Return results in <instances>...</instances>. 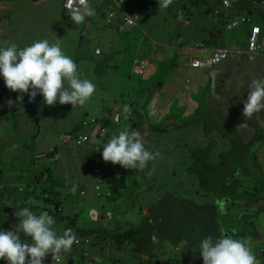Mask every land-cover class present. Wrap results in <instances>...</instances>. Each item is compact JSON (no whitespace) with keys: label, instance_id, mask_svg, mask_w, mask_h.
I'll use <instances>...</instances> for the list:
<instances>
[{"label":"crops","instance_id":"crops-1","mask_svg":"<svg viewBox=\"0 0 264 264\" xmlns=\"http://www.w3.org/2000/svg\"><path fill=\"white\" fill-rule=\"evenodd\" d=\"M224 1L218 0L213 7L196 4L194 7L196 13L183 10L171 20L180 24L186 33L193 32L192 41L196 42L199 39L198 34H203L208 40L209 49L223 48L228 51V57L219 65L207 68H190L193 70L191 76L193 83L190 85L189 91L192 93L197 90L198 93V88L202 87L199 93H202L203 98L214 111L212 122H217L218 115H220L226 122V129L236 132L237 137H232V139H239L236 143L237 154L242 156L246 151L250 152L255 147L254 153L262 156L259 161L255 162L254 171L248 175L254 183V194L239 195L235 204H232L229 200L225 209L221 210L219 207L221 229L217 234V238L229 235L233 238L248 240L246 235L249 234L257 242H262L264 240V228L259 231V227L255 225V222L264 227V112L251 118H244L243 102L247 99L251 81L254 78H264V0H230L231 5L229 4V6ZM145 8V12H142V7L139 10L142 15L149 13L148 17L157 15V18L161 15L158 6L153 9L152 5L145 3ZM202 8H205V14L198 11ZM250 8H254L256 12L251 14ZM42 13L49 18V21L43 19ZM210 14L217 15L218 20L206 22L205 19ZM227 14L241 16L244 21L238 28L227 29L225 26ZM62 15L66 19V26L61 18ZM23 20L26 21L23 22ZM22 23L28 25L24 29L34 31L33 34L27 35V37L35 41L47 37H53L60 41L69 36L73 39L71 45L77 46L89 34L93 33V28L88 23V31L78 32L77 25L73 24L63 11L62 0H0V42L8 32L6 28L12 31L8 24H12L18 32L13 34L12 38L16 40L26 38V35L21 33L24 30H21ZM149 24L154 26L157 22L150 21ZM253 27L260 29L257 43L262 51L250 54L248 45ZM182 41L183 38L180 33L179 38L175 40L178 46V53L175 57L180 61L185 60L182 57L184 49L182 45H179ZM113 49L114 46L111 51L112 58L116 55ZM117 53L120 52L117 51ZM192 53H195V51ZM104 55L106 56L105 52ZM79 74L82 79L85 78L86 73L84 71L79 72ZM163 92L165 90L162 89L154 93L153 103L157 101L161 105L164 102L168 103V100L160 95ZM197 98H199V95ZM197 98L194 100L188 98L186 94L181 95V99L184 100L181 106L182 113L186 116L189 115L188 119H191L199 108L200 101ZM15 99V97L11 99L13 101L11 106L6 102V107L9 110L7 116L9 130L0 133V230H11L13 227V223L9 220L8 211L11 210L16 226H18L22 218L15 216L14 213L24 207H30L36 214L41 211H48L53 216L55 220L53 228L57 235H62L64 227L71 224L79 226L78 233L85 234L88 233L86 231H91L92 233L88 234L94 235L93 231L103 228H95L94 226L108 222L106 215L110 213V210H100L102 204L98 201L99 198L96 197L93 188L94 185L99 184L100 180L96 181L93 176L96 174L107 176L112 174L106 179V186L100 185L103 190L116 188L114 189L116 193L120 189L118 186L113 188L111 180L116 183L125 179L128 184L134 178L132 173H128L129 175L126 171L118 173V170L115 169H110L109 173H106V168H103L99 161L100 146L116 126L113 119L114 110L112 112L103 110L102 120L95 115L83 117V121L95 118L96 123H89L87 126L72 130L53 131L45 123L47 114L41 112L40 105L43 101L40 96L31 102H29V98H25L19 105L15 103ZM216 105L219 107L217 108ZM168 108L169 104L163 108L162 112H158L157 109V115H162ZM82 110L85 111L84 114L88 113V109L83 108ZM97 119H99L98 122ZM99 124L106 129L105 134H101V137L96 136L100 128ZM241 124L242 126H240ZM75 135L89 136V141L84 144L88 147L83 152L77 149L79 146L74 143L73 139L68 142L63 141L65 136ZM89 151H92V156L87 159L89 162H94V165L87 170L83 167V163L90 153ZM228 151L230 153V150ZM199 153H202L201 150H199ZM243 160L241 157V160L238 161L237 172L226 175L229 186L227 195L230 197L235 194V191L231 189V184L237 183L236 177L240 172L239 164ZM65 165H67L66 170L58 171ZM37 177L41 178V183L45 184L46 193L33 183V179ZM230 180L233 182H229ZM144 182L141 181L140 183L144 184ZM20 188H22L21 191ZM224 199L218 201L224 202ZM122 201L124 202V200ZM82 202H86L83 208H81ZM237 203L241 216L233 213V209H236V207L233 208L232 206H237ZM250 211H255L256 214L251 217ZM89 216H91V219H89ZM246 216H248V219L245 224L252 225L253 230L250 232L246 229L239 230L237 228V225L242 223V218ZM229 218L232 219V226L227 229V219ZM143 227L147 229V226ZM233 229L236 231L233 232ZM96 235V239L99 240V238H102L103 233L100 232ZM21 239L26 240L28 238L21 233ZM101 246L97 249H100ZM73 247L74 245H72V249ZM106 247L108 248L107 255L100 253L99 257H107V259L99 261V263L106 264L111 258L118 257V254L113 252L109 245ZM251 249L256 259H258L261 254L254 249L252 243ZM262 249L260 248V252ZM194 251L199 252V245ZM98 254L99 252L96 255ZM53 261L51 255H48L44 258L43 264H51ZM0 264H7V262L0 260ZM181 264H191V259H188L187 262L181 261ZM259 264H264V261L259 260Z\"/></svg>","mask_w":264,"mask_h":264},{"label":"rangeland","instance_id":"rangeland-1","mask_svg":"<svg viewBox=\"0 0 264 264\" xmlns=\"http://www.w3.org/2000/svg\"><path fill=\"white\" fill-rule=\"evenodd\" d=\"M147 1L151 2L150 4L153 9L156 6L159 8L158 0H112L98 4L91 3L96 14L86 18V22L77 25V27L78 32L83 33L84 31H88V23L93 28V33L89 34L77 46L71 45L73 39L69 36L59 41L63 52L70 56L77 64L78 73L84 71L87 74H85V78L88 80L91 81L92 77L97 83L101 81L106 97L94 96L83 107L77 106L72 108L70 104L61 105L58 100L53 106L46 105L44 101L40 105L41 112L47 114L45 120L47 126L53 131H64L81 128L84 126L83 119L88 115H95L102 120V111L107 108L108 103L124 91L129 90L131 96L135 92L142 97L144 102H148L146 110L142 111V108H139V112H134L130 118L125 119L124 122H120L108 135L111 138L112 135L118 134L119 131L128 127L139 130L143 134L145 148L153 154H160L154 161H149L143 170L123 168L126 170L127 175H129L128 173L133 174L134 178L132 181L130 180L127 184L125 179L116 183L114 180H111L113 188L118 186L120 191L116 193L113 190L110 196L98 199L102 204L100 210H110V212H113V220L108 225L111 234L124 233L129 229H138L141 221H144L150 215L153 205L159 204L158 200L168 192L192 199L194 202L205 203L208 195L201 190L198 176L190 174L188 171L190 165L202 161L199 157V150H203L202 154L207 155L212 160L211 164L221 163L224 157L227 161L233 159V170H237V160H241V157L235 155L237 154L236 151H231V138H227L237 137L236 132L226 129V122L220 115H218L217 122L211 123L207 132L205 127L193 126L189 122L191 120L188 119L189 115H184L181 108L184 103V100L181 99L182 94H186L188 98H193L194 100L199 95L197 100H203L204 96H202V93H199L202 87L198 88V93L197 90L192 93L189 91L190 85L193 83V79L191 78L193 70L190 68L194 69L196 62L204 64L209 59L210 49L208 47V40L203 34H198L199 39L196 42L192 41L191 38H193L194 33H186L180 24L173 22L171 19L183 10L196 13L194 10L196 4L213 7L218 0H173V3L167 9L159 8L161 15L158 18L157 15L148 17L149 13L142 15L137 9L133 8V6H141L142 12H145V3ZM228 2L231 5L230 0ZM198 11L205 14L206 10L202 8ZM42 15L45 21H49V18L44 13ZM61 18L66 26L67 22L64 15ZM213 20H218V16L210 14L205 19L206 22ZM150 21H156L157 24L152 26L149 24ZM203 23L205 22L203 21ZM238 25V15L232 16L227 14L225 26L237 27ZM8 26L12 31L6 28L8 32L0 42V47L11 44H16L18 47H26L35 41L27 37V35L34 33V31L24 29L28 27L27 24H21V30L24 29L21 33L26 35V38L20 40L12 38L13 34L18 33L17 29L12 24H8ZM180 33L183 38V41L179 43L184 49L182 57L185 60L183 61L175 57L176 53H178V46L175 40L179 38ZM46 39L50 43L57 41L53 37H47ZM113 46V51L116 52V55L112 58L111 51ZM117 51L120 53H117ZM193 51L195 53H192ZM133 74L139 75L146 87L149 85L148 89L152 85L149 97L147 95V88L143 87L138 91L133 90L138 81V78L133 76ZM1 81H4L3 77H1L0 83ZM141 89H144V94L140 93ZM162 89L165 92L160 95L162 98H166L168 103L164 102L162 105L158 101L153 103L154 93ZM38 96L40 94H37L36 97ZM105 100L106 102H104ZM168 104L169 108L162 115H157V109L158 112H162L163 108ZM216 107L218 108L219 106L216 105ZM83 108L88 109V113H86L84 118L82 117L85 113L82 110ZM113 110L114 112L119 111V105L114 106ZM203 110L209 113L210 116L214 112L208 105ZM169 115L178 116L177 125L179 128L167 134L154 133L152 130L153 126L161 120L163 122L168 119ZM7 116V111L0 107V133L9 130L6 122ZM99 119H97V122ZM142 119H146V122H142ZM87 147L83 145L77 149L83 152ZM228 150H230V153ZM254 151L255 147L250 152L246 151L242 155L244 160L239 164L240 172L236 177L237 183L231 184V189L235 191L233 199H237L242 194H254V183L248 175L254 171L253 166L255 162L259 161L262 157L256 155ZM89 152L83 163V167L87 170L91 169L94 165V162H89L87 159L92 156V151ZM192 153H196L194 158L190 157ZM106 164L107 168L105 172L109 173L112 164L111 162H106ZM66 169L67 165L61 167L58 171ZM108 175L112 176V174ZM141 181H145V187L136 185ZM229 182L233 181L230 180ZM101 185L106 186V181L103 180ZM214 185L217 186V182H214ZM227 191L228 184L222 176V188L215 191L213 196L220 198ZM209 196L212 198V195ZM123 199L126 200L123 202ZM133 199L135 200V207L131 205V200ZM228 201V199H224L223 209L228 206ZM85 204L86 202H82L81 208ZM232 207H236V209H233V213L241 216L238 203L237 206ZM142 210L144 212L143 216H141ZM250 213L252 214L251 217L256 214L255 211H250ZM119 214L122 215L118 216ZM160 216H163V214ZM89 219H91V216H89ZM247 219L248 216L242 218V223L237 225L239 230L246 229L248 232L253 230L251 224H245ZM106 225V223H99L94 227L100 228ZM255 225H258L259 231H262L264 228L258 222H255ZM231 226L232 219L229 218L227 219L226 228L228 229ZM86 232L92 233L91 231ZM96 232L98 233V231ZM80 233L83 234L82 232ZM83 235L89 236V234ZM246 238L250 240L254 249L258 250L261 254L257 260L262 259L264 261V240L257 242L249 234L246 235ZM99 240L106 246L109 244L118 254L117 258H111L106 264H136L134 257L139 260V264H142L140 257L141 248L136 247V242L123 241L120 244L110 243L109 241H104L102 238H99ZM154 244L152 249L159 246V239L156 237ZM179 245L183 247L185 242ZM260 248H263L261 252ZM181 258L182 262L187 260L183 255ZM97 264L99 263L97 262Z\"/></svg>","mask_w":264,"mask_h":264},{"label":"clouds","instance_id":"clouds-1","mask_svg":"<svg viewBox=\"0 0 264 264\" xmlns=\"http://www.w3.org/2000/svg\"><path fill=\"white\" fill-rule=\"evenodd\" d=\"M146 3L150 4L149 1ZM172 3L173 0H158L161 9H167ZM133 8L139 11L141 6H133ZM67 13L72 23L76 25L85 23L86 18L96 14L90 0H69ZM1 77L4 80L0 83L4 94L3 105L7 110L6 102L11 106L13 97L16 98L15 103L19 105L25 98H29V102L33 101L37 94H40V98L48 106L55 105L58 100L61 105L70 104L72 108L83 107L96 96L100 82L97 83L92 77L91 81L87 78L82 79L78 73L77 64L62 51L59 40L50 43L47 39L34 41L26 47H18L16 44L0 47V79ZM249 87L247 99L243 102L244 118H251L264 112V78H254ZM131 112L129 105L122 106V113L119 106V111L113 113L116 126L124 122ZM85 122L87 121H83V125ZM80 137L78 135L65 136L63 141L68 142L73 139L76 144ZM159 155V153L153 154L147 150L144 146L143 134L130 127L112 135L111 138L107 135L99 149V161L111 162V169L115 170L118 165L126 169L143 170L149 161H154ZM123 168L122 171H126ZM105 181L107 183L106 179ZM101 182L99 181L96 185H100ZM109 190L112 194L114 189H102L103 192ZM133 201L135 207V200ZM217 203L223 210L224 202L217 201ZM110 213V218L106 215L108 222L105 228L108 232L106 236H102V239L120 244L123 241L136 242L137 247L136 240L122 239L116 242L113 239L114 236L123 235L126 231L115 234L109 232L108 225L113 220V212ZM14 215L22 218L18 226L13 225L11 230H0V260H5L7 264H43L44 258L48 255H51L52 260L54 259L51 264H56L61 260V252H70L72 245H79L84 238L90 241L93 237L99 245H102L100 253L107 255L108 248L96 239L98 233L95 231H93L94 235L84 236L77 232L79 230L77 224H71L64 227L62 235H57L53 228L55 220L48 211L36 214L30 207H24ZM141 216H143L142 211ZM21 233L28 239L22 240ZM110 248L113 249L111 246ZM143 252L151 255V250ZM199 253L203 264H259L252 252L250 240L233 238L229 235H223L215 241L211 236L204 238L200 242Z\"/></svg>","mask_w":264,"mask_h":264},{"label":"trees","instance_id":"trees-1","mask_svg":"<svg viewBox=\"0 0 264 264\" xmlns=\"http://www.w3.org/2000/svg\"><path fill=\"white\" fill-rule=\"evenodd\" d=\"M247 1V0H246ZM151 3V2H150ZM250 13L253 14L256 12L254 8H250ZM138 81L135 84L133 90H139L140 88H147L149 85H146L142 82L140 77H137ZM5 85V83H4ZM150 89V90H149ZM147 88V95L149 97L152 85L150 88ZM3 89L0 86V102L4 103V94L2 93ZM141 94H144V89L140 90ZM96 96L106 97L105 90L102 87L101 81L99 82V90ZM106 102V100L104 101ZM129 105L132 109L131 114L128 118L134 113L138 112V108H143V111L148 108V102H144L142 97L135 93L131 96L128 91L122 92L118 97H114L111 102L108 103L107 110L112 112L115 105L120 106V112L122 113V106ZM210 104L203 98L200 100V105L197 111L192 115L189 122L193 126L205 127V130L208 132L213 120V113L210 116L209 113L203 110V108ZM211 107V106H210ZM82 115V117H85ZM87 117V116H86ZM124 118V116H123ZM178 116L169 115V118L162 120L155 124L152 128L153 132L156 134H167L174 130H177L179 126L177 125ZM142 122H146V119H142ZM162 122V123H161ZM101 128L102 125L99 124ZM100 128L98 129L96 136L101 137ZM227 137V136H225ZM231 151H236V143L238 140L232 139ZM201 152H203L201 150ZM239 157V154H235ZM196 153L190 155L191 158H194ZM199 157L202 161H199L196 164H192L188 167L190 174H195L198 176L200 182L201 190L208 195L207 201L205 203H197L192 199L184 198V196L175 195L172 192L166 193L156 203V207L152 209L150 215L141 222L138 230H128L123 235L114 236L116 242L121 241L122 239L127 241H137V247L141 248V251H150L154 244L155 237L159 239L160 242H164L172 247H177L182 241H187L186 247L183 250V257L191 259V264L197 262L198 264H203V260L199 252L194 251L197 245H200V242L211 236L215 241L217 239V234L220 232L221 225L219 222V217L221 215L220 205L216 202L218 200L226 199L231 200L232 204H235L237 199H233V194L231 197L228 196V191L226 194H223L219 197H214L213 194L215 191H218L222 188V176L226 180V175L228 173H235L238 170L232 169V160L227 161L224 157L219 164H211L212 160L208 158L207 155L199 153ZM243 158V157H242ZM239 160H237L238 163ZM96 181L108 179L109 176L105 174H96L93 176ZM214 182H217V186L214 185ZM33 183L38 185L45 193L44 183H41V178L37 177L33 179ZM227 183V181H226ZM145 184V182H144ZM144 184H137L141 187H145ZM229 188V186H228ZM116 189V188H114ZM120 189V188H119ZM20 191L22 188L19 189ZM32 194V191H31ZM209 195H212L210 198ZM47 196V195H46ZM126 199H124L125 201ZM183 203H187L184 207L182 216L178 217L179 208ZM220 207V208H219ZM161 211L163 216L158 215ZM147 226L145 229V227ZM98 233L102 232L103 235H107V228L103 227L95 230ZM97 233V232H96Z\"/></svg>","mask_w":264,"mask_h":264},{"label":"flooded vegetation","instance_id":"flooded-vegetation-1","mask_svg":"<svg viewBox=\"0 0 264 264\" xmlns=\"http://www.w3.org/2000/svg\"><path fill=\"white\" fill-rule=\"evenodd\" d=\"M1 103V102H0ZM4 104V103H2ZM9 114V112H8ZM8 118L6 119L7 122ZM101 164L103 168H107V164L104 160H101ZM122 168L118 165L117 169L118 173H122ZM185 198V197H184ZM124 200V199H123ZM198 203V202H197ZM131 205H134V201L131 200ZM187 203H183L178 212V217L182 216L184 207ZM156 207V204L153 205V208ZM152 208V209H153ZM142 213L144 214L143 210ZM161 211L160 214L161 215ZM183 247L178 245L177 247H172L164 242L159 241V246L155 249L151 250V255H147L145 252H140V257L142 264H155V262L159 261V264H181V256L183 255V250L186 247V241ZM100 245L94 238H91L89 243H85L81 241L79 245L73 247V249L68 253H61V260L56 262V264H97L99 261H105L107 257H99L101 252L100 249H97ZM97 252H99L98 255ZM150 260L152 262H150ZM136 264H139V260L135 259ZM99 264H103L99 263Z\"/></svg>","mask_w":264,"mask_h":264},{"label":"built area","instance_id":"built-area-1","mask_svg":"<svg viewBox=\"0 0 264 264\" xmlns=\"http://www.w3.org/2000/svg\"><path fill=\"white\" fill-rule=\"evenodd\" d=\"M112 0H90V3H102V2H109ZM69 0H62V7L63 10L65 11V14L69 17L68 13H67V5H68ZM224 3L229 6V2L228 0H225ZM239 18V25L237 27H227V29H235L238 28L242 21H244V18H242L241 16H238ZM260 35V29L258 27H253L252 32H251V37L249 39V45H248V51L250 54H254L257 53L259 51H262L260 49V47L258 46V37ZM209 59L204 63V64H200L199 62H196L194 64L195 68H207V67H213L216 65H219L224 59H226L228 57V51L226 49L223 48H216L214 50L210 49L209 55H208ZM263 62H264V57H263ZM133 76L135 77H140L139 75L133 74ZM117 120V119H116ZM89 123L93 124L96 123V119L92 118L90 119V121H87L84 123V125H88ZM106 132L105 128H100V134H104ZM89 141V136H81L78 141H76V144H78L79 146L86 144ZM101 182V180H100ZM94 192L95 195L98 198H104V197H108L111 195V191H107V192H103L100 185H96L94 187ZM84 194V193H82ZM109 218L111 217V213H108ZM85 243L89 242L88 238H84Z\"/></svg>","mask_w":264,"mask_h":264},{"label":"water","instance_id":"water-1","mask_svg":"<svg viewBox=\"0 0 264 264\" xmlns=\"http://www.w3.org/2000/svg\"><path fill=\"white\" fill-rule=\"evenodd\" d=\"M0 104H1V103H0ZM0 107L3 108V109H5V110L7 111V113H8V110L5 108V106H4L3 104H1ZM8 213H9V220L13 223V225H16V222H15V220L13 219V215H12L11 210L8 211ZM155 264H159V261L155 262Z\"/></svg>","mask_w":264,"mask_h":264}]
</instances>
